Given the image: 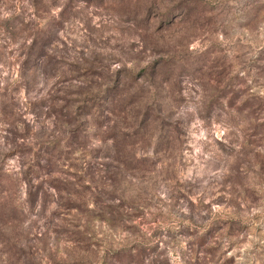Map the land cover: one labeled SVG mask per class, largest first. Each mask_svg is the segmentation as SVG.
I'll return each mask as SVG.
<instances>
[{
    "label": "rangeland",
    "instance_id": "1",
    "mask_svg": "<svg viewBox=\"0 0 264 264\" xmlns=\"http://www.w3.org/2000/svg\"><path fill=\"white\" fill-rule=\"evenodd\" d=\"M0 264H264V0H0Z\"/></svg>",
    "mask_w": 264,
    "mask_h": 264
}]
</instances>
